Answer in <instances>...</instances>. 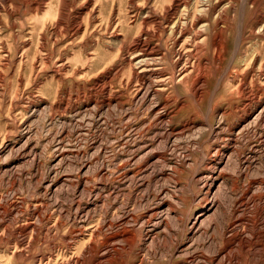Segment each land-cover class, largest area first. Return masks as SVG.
I'll use <instances>...</instances> for the list:
<instances>
[{"label":"rangeland","instance_id":"1","mask_svg":"<svg viewBox=\"0 0 264 264\" xmlns=\"http://www.w3.org/2000/svg\"><path fill=\"white\" fill-rule=\"evenodd\" d=\"M173 4L174 0H0V264H40L42 261L44 264H99L105 259V264H178L182 261L178 253L183 244V235L178 237V243L172 247V255L160 245L153 247L156 251L148 248L150 239L147 227L142 226L146 217L142 210L138 213L142 215L138 220L140 227L133 231L136 247L122 244V248L126 247L127 250L122 252L123 257L103 259L107 247L105 242L114 238L118 225L111 221L115 206L102 207L100 203L102 208L107 207L105 210L110 211H107L106 220L108 215L111 220H107L108 226L101 238L94 237L92 246L95 252L91 257L84 260L82 256L85 248L90 247V244L87 245L93 238L90 234L96 231L103 210L98 204H93L99 190L96 177L89 176L90 185L80 184L84 174L81 166L84 161L95 162L101 147L107 148L106 157L111 156L117 139L126 135L122 127L139 125L141 121L151 119L150 103L141 105L135 101L136 87L139 89L138 86L146 82L141 78L136 79V72L141 71L129 69L128 55L134 50L135 40L140 37L143 39L150 33L153 34L147 38L150 48L170 56L172 40L162 31V28H166L162 18ZM225 15L222 30L225 59L220 67L207 68V81L199 105L196 106L190 97L189 87L179 85L180 79L175 82L177 90L174 91V104L169 112L178 113L179 120H187L194 108L203 118L211 119V110L215 105L227 103L220 98L227 93L228 77L238 75L234 72L236 69L231 70L233 74L228 72L235 52L246 49L244 53L249 54V57L255 53L257 44L250 42V36L253 31H259L260 25L264 23V0H236L234 8ZM145 16H150L148 20H143L149 24L142 22ZM236 63L240 66L238 60ZM260 70L259 66L255 70L256 90L259 93L264 91V67ZM156 90L163 92L166 89ZM178 99L185 106L183 110L175 103ZM116 100L122 106L117 112L113 110ZM100 102H107V106ZM236 102L242 104L243 101L238 97ZM96 104L98 110L94 108ZM253 115L252 112L250 118ZM262 129L258 128L254 135L246 138V142L242 141L238 150L243 155L247 152L245 156L253 157L250 173L264 180ZM148 140L145 142L151 143ZM202 143L206 147L205 139ZM96 147H99L98 150ZM61 155L64 162L59 161ZM102 157L99 156L100 159ZM170 159L171 164H175V161L179 164L176 157ZM193 159L200 163L202 154H194ZM231 169L235 171V167ZM192 173L189 169L179 177L181 186L189 182ZM54 174L64 180L69 178L64 184V194L56 200L48 196L50 192L47 189ZM237 182L240 186L247 183L245 179H238ZM60 185L62 183L57 184ZM122 201L128 210L139 206L135 200ZM193 201L194 198L187 204L184 216ZM146 203L143 202L144 206ZM133 204L134 207L131 206ZM77 209L80 210L79 215ZM36 210L41 212L43 218L38 224H35ZM75 233L80 238L76 239ZM24 250L26 253L22 256Z\"/></svg>","mask_w":264,"mask_h":264},{"label":"bare ground","instance_id":"2","mask_svg":"<svg viewBox=\"0 0 264 264\" xmlns=\"http://www.w3.org/2000/svg\"><path fill=\"white\" fill-rule=\"evenodd\" d=\"M235 2L236 0H174L173 6L166 11L162 18L166 24V28L164 30L162 28V31L172 40L170 56L161 52L159 54L156 48H150L147 40L149 36L153 35L150 33L146 34L143 39L140 37L135 40L134 50L130 52L131 54L128 53L130 54L128 55L130 56L129 69L132 71L133 68H137L141 72H136V79L141 78L140 80L148 83V85L146 83L141 84L142 86L137 85L139 89L136 87L135 101L141 105L150 103L148 108L151 119L141 121L139 125L132 126L131 124L122 127L121 129L126 132V135L123 137V134L117 139L111 156L106 157L107 148L101 147L98 152L95 150L98 153V158L94 159L95 162L84 161L81 166L84 174L80 179V184L90 185L89 176L94 175L99 185L93 204L99 205L100 203L102 207L109 206L110 208H113L114 205L116 208L114 213L111 212L113 213L112 220L109 215L108 219L117 223L113 225L114 228L115 224L118 225L116 227L118 232H115L114 238L105 242L107 251L105 253L104 250L103 259L123 257L122 252L126 250V247L123 249L122 244L135 246L137 240L133 231L140 227L138 220L142 215H138V213L142 210L146 214L142 226L147 227L148 234H146L150 239L148 248L153 249L154 246L160 245V248L163 247L172 255V247L178 243V237L183 235V244H181V251L178 253L182 261L178 264H264V180L259 179L260 176L256 177L250 173V161L253 157L245 156L247 152L243 155L241 150H238L243 144L242 141L254 135L258 128H264V102H262L264 101V91L257 92L258 84L255 79L257 78L255 77L256 68L259 66V71H261L260 68L264 67V23L260 25L259 31H253L250 36V42H256L254 44H257L258 48L255 49V53H252L253 57H249V54L246 55L244 53L246 49H242L236 51L234 61H230L228 72L233 74L231 70L236 69L234 72L238 75L228 77L227 93L220 98L227 103L215 105L211 110V119L203 118L196 108L191 110L187 120H179L178 113L169 112L174 104V93H176L174 91L177 90L174 85L178 79H180L179 85L189 87L190 97L196 106L199 105L202 89L207 81V68L210 66L218 68L225 59L223 19L224 15L234 8ZM149 17H143L142 22L144 19L148 20ZM147 22L143 23L149 24ZM143 23L141 25H144ZM237 60L240 66L237 65ZM176 72H178L177 78ZM106 85L108 86V84ZM155 88H165L166 90L158 92ZM237 96L243 101L242 104L236 102ZM175 103L177 107L180 106V110L184 109L185 106L179 99L175 100ZM105 104L102 103V105ZM120 105L121 103L117 101L113 110L117 112L122 107ZM94 108L98 110L99 106L96 104ZM252 112L254 115L250 118ZM146 139H149L151 143L145 142ZM204 139L206 147H203ZM97 148L99 147L95 149ZM59 150L61 151V149ZM251 151L253 152V149ZM198 153L202 154L200 163L193 159L194 154ZM101 155L102 159L99 158ZM175 157L179 160V164L176 163L177 161L175 164H171L170 158ZM59 159L62 161L63 155ZM232 164L235 165V171L231 169H234ZM189 169L193 172L189 182L181 186L179 177ZM60 177L55 175L47 186L50 192L48 196L51 199L56 200L64 194V184L69 181V178L64 180ZM238 179H245L246 185H238ZM61 183L62 185L57 186ZM76 185L78 186V183ZM87 192H89L88 189ZM187 194L189 196H186ZM86 196L88 197V195ZM192 198H194L193 204L188 208L187 215L184 216V210L187 209V204ZM122 199L135 200L136 205L139 206L134 207V203L131 205L134 208L128 210L125 203L122 204L124 202ZM144 201L147 202L145 206ZM102 207L100 209L104 212L99 210L101 212L99 225L96 224V231L93 230L94 233L90 234L93 238L87 243V245L90 244V247L85 248L84 246L85 251L82 255L84 260L95 252V248L92 246L94 237H100L108 226V219L106 220L108 210H105L107 207L105 209ZM35 215L37 216L35 224H38L41 219L43 220L41 212L38 210ZM76 218L77 216H75ZM129 229H132V232ZM153 234L154 237H152ZM146 238L144 237V239ZM145 246L147 245L145 244ZM21 253L22 256H25L26 251ZM105 261L99 264H105ZM40 264H44V262L42 261Z\"/></svg>","mask_w":264,"mask_h":264}]
</instances>
